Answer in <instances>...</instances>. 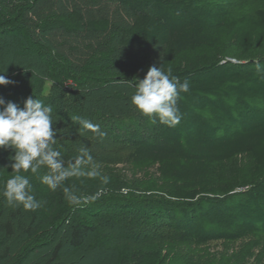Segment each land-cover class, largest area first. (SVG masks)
I'll return each mask as SVG.
<instances>
[{
  "label": "trees",
  "instance_id": "1",
  "mask_svg": "<svg viewBox=\"0 0 264 264\" xmlns=\"http://www.w3.org/2000/svg\"><path fill=\"white\" fill-rule=\"evenodd\" d=\"M6 1L0 0V10L5 9L0 11V42L16 40L20 50L46 61L59 91L45 99L52 109L59 107V101L70 102L74 94L93 87L120 83L131 87L153 65L171 69L190 88L181 94L182 119L174 127L152 123L136 109L138 117L128 114L111 120L115 124L111 139L130 149L126 166L143 175L135 194L101 196L72 205L62 188L51 191L43 184L35 194L41 207L23 220L19 219L22 207L8 205L3 197L0 178L4 241L0 242V264H22L33 250L48 245L53 248L44 264H55L64 243L55 241L54 231L67 215L72 216L66 233L71 250L83 248L88 235L97 230L90 221L78 219L80 215L95 218L96 225L108 220L117 223L124 216L130 232L151 226L168 233L164 245L174 256L165 264H192L189 256L207 243L234 244L249 238L248 247L237 255L206 257L204 263L245 264L247 251L264 244V0H107L125 5L135 15L125 35L140 40L144 47H162L156 63L116 59L110 45L116 35L108 20L82 24L76 13L39 19L35 27L41 33L55 28L68 33L79 29L110 33L109 42L78 65L32 38L27 13L44 0H13L10 6ZM18 73H4L15 83L0 86V98L22 108L27 98L42 92L43 82L24 86ZM74 102L66 111L72 129L79 126L72 117L81 111ZM63 127L55 124L61 147L66 138L75 139L71 127ZM67 149L62 153L66 166L76 157ZM3 151L0 168L9 169L10 164H3L9 150ZM16 240L24 245L12 253L10 243ZM140 261L135 254L120 264ZM255 264H264V254Z\"/></svg>",
  "mask_w": 264,
  "mask_h": 264
},
{
  "label": "rangeland",
  "instance_id": "2",
  "mask_svg": "<svg viewBox=\"0 0 264 264\" xmlns=\"http://www.w3.org/2000/svg\"><path fill=\"white\" fill-rule=\"evenodd\" d=\"M5 3L8 6L14 4L13 0H7ZM0 11L4 13L5 9ZM71 13L79 14L82 24L93 19L108 20L110 22L111 28L115 32L113 34L116 35L110 43L115 49L116 59H135L156 63L162 56L163 49L159 45L144 47L140 40L124 34L125 30L134 24L136 17L125 5L107 0L42 1L31 12L27 13V24L32 38L49 47L52 52H58L66 56L74 65H78L93 50L109 42L110 33H91L85 32L83 29L68 33L59 28L41 33L35 27L39 19L45 16L68 15ZM4 68L5 73L15 75L19 72L18 74L23 75L24 83L26 82L24 86L34 87L38 84L37 81L43 82L42 92L32 96L45 104L47 102L45 99L50 96L52 91L55 93L54 96L59 95V91L56 90L58 87L48 74L50 69L46 61L44 62L43 58L35 57L32 53L28 54V52L20 50L19 43L16 40L7 39L0 42V71H3ZM20 69H25L26 72L20 73L22 72ZM87 91H82V95L74 94L70 102L59 101V107L57 109L53 107V119L57 120L58 127L70 128L72 121H68L70 117L66 114L69 109L67 105H75L74 101H76L79 104L76 105L81 110L79 116L90 120L94 124H99L100 130L106 135L103 139H100L91 132L81 134L84 130L77 122L79 125L77 128L72 129L71 127L69 129L71 134H74L75 139L66 138L64 142H60L63 144L62 147L59 142L54 147L60 150L61 153H64V149L68 148L67 152L72 151L74 157L80 154L82 147H86L98 165L97 174L94 177L87 175L92 170L91 167L89 165L82 166L79 175L72 176L63 183L61 186L62 192L63 188L67 187L85 198L93 194H96L97 198L107 197L108 195L135 194L138 182L143 178V175L132 173L126 166L125 159L130 149L111 139V134L113 131L115 132V124L111 121L112 119L122 118L128 114L138 117V113L135 111L136 108L131 104V96L135 89L125 83H120L99 89L93 87V90ZM3 152V150H0V155ZM12 154L11 150L7 151L3 164L9 165L11 163ZM42 173H44L42 170L36 174L25 173L33 186L34 195L42 189L43 183L40 178ZM15 174L9 167V169H3L0 172V178L5 183L8 178ZM90 201L92 200H87V203ZM22 212L23 214L19 216V219L28 218L30 211L23 209ZM71 217L69 215L65 216L63 225L54 231L55 241L62 240L64 243L60 257L55 264H120L121 260L132 259L135 254L140 256L141 261L139 264H165L174 256V253L169 252L164 245L168 236V233H165L166 231L159 228L155 230L149 226L134 228L130 232L126 228L127 221H125L124 216L117 223L108 220L106 223H97L96 225L95 218L80 215L78 219L90 221L91 225L95 226L97 230L88 235L83 248L78 251L71 250L67 245L66 234ZM133 217V215L130 216V218ZM0 242H4L2 236H0ZM249 242H251L249 238L237 241L234 244H226L221 241L210 242L197 250L195 249L189 259L192 264H204L207 260L206 257H209V259H217L221 256L233 257L246 249ZM10 244L12 253H16L21 245H24L22 240L12 241ZM52 248L53 245H48L39 250H33L22 264H44L45 260L51 255ZM181 253L184 254L185 251L182 250ZM260 254H264V244H257L252 250L247 251L245 264H255Z\"/></svg>",
  "mask_w": 264,
  "mask_h": 264
},
{
  "label": "clouds",
  "instance_id": "3",
  "mask_svg": "<svg viewBox=\"0 0 264 264\" xmlns=\"http://www.w3.org/2000/svg\"><path fill=\"white\" fill-rule=\"evenodd\" d=\"M5 68L0 71V86L14 84L15 81L5 76ZM135 89L131 96V104L152 123L157 121L169 127H174L182 119L178 102L182 93H187L190 84L187 80L181 81L174 76L171 69L164 71L161 66L149 67L143 79L135 80L131 84ZM53 109L50 105L30 96L24 101L22 108L15 103L6 102L0 98V150H11V171L16 174L6 180L2 195L8 205L21 207L24 210L35 212L41 207V202L33 194L30 179L21 173H38L41 182L51 191L61 188L63 183L72 176L80 174V168L89 165V176H96L98 165L86 147L80 149V154L66 166L60 150L54 147L57 144V120L53 119ZM72 119L78 122L82 133L91 132L103 139L106 135L100 130L99 124L80 116ZM5 169V168H0ZM66 200L72 205H78L82 200H95L96 194L81 197L75 191L64 187Z\"/></svg>",
  "mask_w": 264,
  "mask_h": 264
}]
</instances>
